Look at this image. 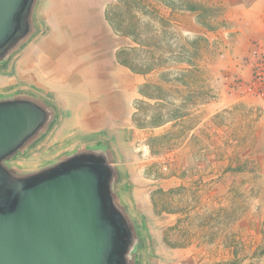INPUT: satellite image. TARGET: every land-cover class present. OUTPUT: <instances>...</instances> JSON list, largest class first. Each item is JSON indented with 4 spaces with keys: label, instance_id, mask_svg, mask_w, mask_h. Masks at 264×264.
<instances>
[{
    "label": "crops",
    "instance_id": "obj_1",
    "mask_svg": "<svg viewBox=\"0 0 264 264\" xmlns=\"http://www.w3.org/2000/svg\"><path fill=\"white\" fill-rule=\"evenodd\" d=\"M113 1L42 0L38 12L40 33L8 67L0 70V93L30 89L58 104L61 119L48 142L53 138L60 146L71 139L109 141L123 167L126 195L144 221L155 215L156 191L179 192V201H186L193 191L195 211L201 215L212 213L219 221L217 226L203 223L197 229L202 233L211 230L222 238H242L246 252L253 253L247 263L256 261L258 249L262 247L264 251V119L245 114L241 126L232 125L233 138L242 142L238 145L235 139L227 145L220 144L221 104L195 103L190 111L200 116L177 146V165L165 174L145 171L146 165L138 158L134 160L132 152H140V145L151 150L150 140L193 113L160 127L134 126L135 101L144 99L139 90L153 81V72L135 74L118 62V52L134 44L130 38L114 33L106 20V7ZM261 4L262 0H253L242 10L244 16L259 12L258 21L249 20L252 28H263ZM151 6L180 29L185 27L179 21L180 14L196 17L191 12H173L156 1H151ZM179 67L183 70L186 66ZM257 103L244 102L242 107L250 109ZM180 218V212L162 210L166 227L174 226ZM216 244L219 252H234L233 244ZM193 249L189 246L169 250L186 256Z\"/></svg>",
    "mask_w": 264,
    "mask_h": 264
},
{
    "label": "water",
    "instance_id": "obj_2",
    "mask_svg": "<svg viewBox=\"0 0 264 264\" xmlns=\"http://www.w3.org/2000/svg\"><path fill=\"white\" fill-rule=\"evenodd\" d=\"M41 1L0 0V70L40 33ZM60 119L40 93H0V264H143L148 240L109 141L83 139L38 165L19 163Z\"/></svg>",
    "mask_w": 264,
    "mask_h": 264
},
{
    "label": "rangeland",
    "instance_id": "obj_3",
    "mask_svg": "<svg viewBox=\"0 0 264 264\" xmlns=\"http://www.w3.org/2000/svg\"><path fill=\"white\" fill-rule=\"evenodd\" d=\"M217 1L221 7L212 17L213 30L200 26L197 23V17L185 13L179 16V21L185 27L180 29L173 24L172 30L176 35L173 36L171 41L168 39L172 42L173 49L178 51H180L179 46L185 45L188 47L187 40L192 41L198 37L206 39L207 42L199 40L197 45L198 55L194 59L197 67L193 68L184 64L186 67L183 68H189V71H182L178 69L180 67L170 65L168 66L171 67L169 70V83L160 80L161 73L159 70L152 73V80L154 83L161 82L166 88L164 94L170 104L164 103L165 113L177 111L184 115L193 113L190 111L193 108L192 105L207 101L221 104L223 110L219 113V142L227 145L230 140L235 142L236 139V143L239 145L242 141L233 138L232 125L241 126L245 114H250L258 120L264 119V80L258 78V61L256 59L259 46L264 44V24L263 28H252L253 25L249 24V20L251 22L258 21L260 18L259 12L254 11L245 16L242 13L244 7L250 5L253 0ZM113 3H115V0L108 6ZM261 8L263 10L262 18L264 15V0H262ZM147 53L145 49L139 47L133 52V55L134 58L149 56L150 59L156 56L153 52ZM2 76V71H0V78ZM177 76H182L185 84L176 82L175 78ZM252 100H256L258 103L251 105L250 109L244 110L242 107L244 102L247 103ZM150 102L153 105L151 113H158L155 109L156 103L154 101ZM259 102H262V104ZM199 116L200 113L198 115L193 113L192 116L181 119V122L176 123L173 128L150 140L151 150L140 145L141 151L132 152V158L143 161L146 165L145 171L153 170L157 174L168 173L171 168L177 165V146L186 130L197 122ZM75 141L71 139L58 146V144L55 145L52 138L49 142H45H48L45 148L28 152L19 163L26 166L38 165L43 160L59 153L63 148L76 143ZM166 166L167 169H165ZM182 194L184 195L183 192ZM153 196L156 202V211L155 215L152 216L153 219L148 222L138 216L133 206L134 214L136 213L139 218L143 234L148 240V248L142 257L143 264H200L201 260H206L202 264H243L244 262L246 264L248 260L253 259V253L246 252V246L242 245L244 242L242 238H222L216 236L215 232L211 230L202 233L197 229L203 223L211 225V227L217 226L219 221L217 216L211 215L212 213L201 215V213L195 211L193 191L186 201H179V192L164 193L162 190H158ZM244 207L242 206V214ZM166 208L181 213V218L177 219L176 224L172 227H166L162 223V210ZM145 215L148 214L145 213ZM258 240L262 239L259 238ZM221 241L225 242V247L227 244H233L231 246H234V252H229V254L219 252V245L216 243ZM245 241L247 240L245 239ZM203 245L208 246L201 248ZM189 246H193L194 249L190 253H186V256H179L178 253L169 250L170 248ZM165 247L169 252L165 251ZM198 250H202V252H197ZM258 252L259 256L255 257L256 261L250 264H264L262 247L258 249ZM228 259L229 261H226Z\"/></svg>",
    "mask_w": 264,
    "mask_h": 264
},
{
    "label": "trees",
    "instance_id": "obj_4",
    "mask_svg": "<svg viewBox=\"0 0 264 264\" xmlns=\"http://www.w3.org/2000/svg\"><path fill=\"white\" fill-rule=\"evenodd\" d=\"M151 1L159 2L173 12L186 11L195 14L197 23L208 30H213L212 17L221 5L217 0H115V3L106 7V20L114 33L130 38L134 44V46L118 52V62L135 74L147 75L159 70L161 73L160 80L169 83V70L171 67L168 66L175 65L179 67L186 64L193 68L197 67L194 59L198 55V42L199 40L207 42V40L203 37L195 38L192 41L187 40L188 47L182 45L178 48L180 51L174 50L173 44L170 42L173 36L176 35L172 30V21L153 8ZM139 47L145 49L148 53H155L156 56L152 59L149 56L134 58L133 52ZM175 81L185 84L182 76H177ZM165 90L166 88L161 82H148L140 88L139 93L146 100L136 101V112L132 118L134 126L140 129L160 127L185 116L178 111L173 113L164 112V103L170 104L164 94ZM150 101L156 103L155 109L158 113H151L153 105ZM177 108L179 107L177 106Z\"/></svg>",
    "mask_w": 264,
    "mask_h": 264
},
{
    "label": "built area",
    "instance_id": "obj_5",
    "mask_svg": "<svg viewBox=\"0 0 264 264\" xmlns=\"http://www.w3.org/2000/svg\"><path fill=\"white\" fill-rule=\"evenodd\" d=\"M257 73L259 80H264V44L259 46V51L256 53ZM167 169V166L165 167Z\"/></svg>",
    "mask_w": 264,
    "mask_h": 264
}]
</instances>
